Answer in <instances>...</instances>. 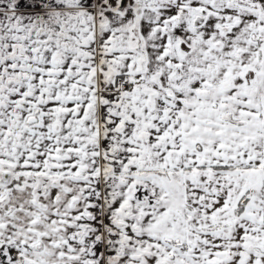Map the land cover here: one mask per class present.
Segmentation results:
<instances>
[{"label":"snow or ice","instance_id":"snow-or-ice-1","mask_svg":"<svg viewBox=\"0 0 264 264\" xmlns=\"http://www.w3.org/2000/svg\"><path fill=\"white\" fill-rule=\"evenodd\" d=\"M0 264H264V0H0Z\"/></svg>","mask_w":264,"mask_h":264}]
</instances>
